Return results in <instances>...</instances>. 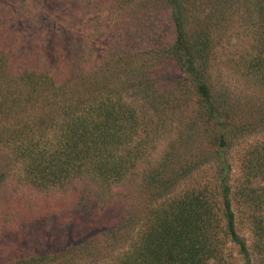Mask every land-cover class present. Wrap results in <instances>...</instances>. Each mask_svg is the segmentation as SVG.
Wrapping results in <instances>:
<instances>
[{
    "label": "trees",
    "instance_id": "trees-1",
    "mask_svg": "<svg viewBox=\"0 0 264 264\" xmlns=\"http://www.w3.org/2000/svg\"><path fill=\"white\" fill-rule=\"evenodd\" d=\"M33 4L32 34L9 36ZM0 30L9 264H224L226 242L264 260V138L240 147L235 183L226 158L264 132V0H0ZM225 38L245 41L242 100L211 76ZM207 167L209 185L181 187Z\"/></svg>",
    "mask_w": 264,
    "mask_h": 264
},
{
    "label": "rangeland",
    "instance_id": "rangeland-1",
    "mask_svg": "<svg viewBox=\"0 0 264 264\" xmlns=\"http://www.w3.org/2000/svg\"><path fill=\"white\" fill-rule=\"evenodd\" d=\"M48 3L50 4V8L48 9H52L51 3L50 2ZM31 8L34 9L35 10L34 12L36 13H34V15L32 16L30 20H28L26 16H24V13L22 15L21 13L22 9L17 10L15 19H11V20L8 19V21L9 20L11 21L9 30L6 32V33H9V36H10V33L12 34L14 32L15 34L18 31L19 32L22 31L27 36H30L32 34L34 27H35L33 23H35L34 21L35 16L38 15V12L36 11L35 4H33ZM55 9H56L55 11H58L57 8ZM58 9L60 11L61 7ZM81 13L83 14V11ZM72 15L73 16L70 17L71 21H74V20L78 21L81 16L79 11L72 13ZM45 22H48V19L45 20ZM229 31L231 30L229 29ZM224 40L225 41H223L222 47L218 46V47H215L214 49L215 53H214V56L212 57V60L210 61L211 76L213 78V81L216 83V85H218L222 90H226L233 97H236L238 99L241 98L242 100L243 98H246L252 95V90L250 88L252 87L250 84L251 82L248 81V79L245 77L244 74H241L240 70L236 72L235 65L233 64V60L231 61V59H233L232 53L233 51L237 50V48L239 47V43L243 45L245 41L239 42L234 38H228V39L225 38ZM253 94L254 95L258 94V90L254 89V87H253ZM182 122L184 126V122H187V121L183 120ZM176 128L177 127L173 128L172 126L170 129L172 137L175 135ZM263 138H264V132L253 133L251 135L239 138L238 142L236 141L237 144L235 145L233 144L231 147H229L226 153V158H227V161L229 162V165L231 166V172H230L231 182L235 183L237 176H238L236 156L238 154V151H240V147L243 144L255 142ZM165 142L166 140H161L155 144L154 150H152L149 153V159H152L154 157V155L156 154V151L160 149L162 143H165ZM194 144H196V142L191 143V145H194ZM136 171L139 173L141 171V167H139ZM211 175H212V169L209 167L204 168L203 170H200L199 172L196 171L195 173H193L192 177L189 179L188 181L189 184L188 183L186 185L184 184L181 187L184 188V187L192 185L191 183H196V182L200 184L209 185V183L211 182V179H210ZM127 184H131V181L124 184V188L128 186ZM11 194H14L13 191H11ZM234 215H235L236 232L239 236L243 238L244 245L247 247V250H248V245L250 243V240H252L248 223L243 218V215L241 214L240 210H234ZM13 246L14 244L10 241L9 236H5V235L2 236V242L0 241V264L11 263L14 256H16L15 252L13 253L14 251ZM222 258H224V264H244V260L241 257V255L237 252L236 247L232 243H229V242H226L223 246ZM250 259H251V264H264V260L254 259L253 257H251Z\"/></svg>",
    "mask_w": 264,
    "mask_h": 264
}]
</instances>
